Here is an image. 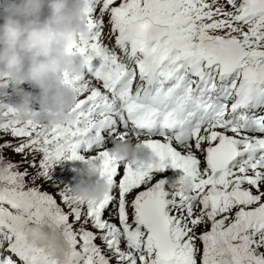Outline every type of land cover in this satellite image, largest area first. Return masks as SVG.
<instances>
[{"label": "snow or ice", "instance_id": "obj_1", "mask_svg": "<svg viewBox=\"0 0 264 264\" xmlns=\"http://www.w3.org/2000/svg\"><path fill=\"white\" fill-rule=\"evenodd\" d=\"M85 4L76 119L0 104V264H264V0ZM117 138L154 162L116 157ZM62 161L98 167L112 193L74 200Z\"/></svg>", "mask_w": 264, "mask_h": 264}, {"label": "clouds", "instance_id": "obj_2", "mask_svg": "<svg viewBox=\"0 0 264 264\" xmlns=\"http://www.w3.org/2000/svg\"><path fill=\"white\" fill-rule=\"evenodd\" d=\"M85 0H10L0 23V85L11 86L22 97L15 104L19 121L64 125L76 119L71 112L77 93L66 83L86 71L85 59L75 50L88 36ZM25 82L39 89V109L21 87ZM118 158L154 162L147 149L131 138L113 141ZM71 195L79 201H99L112 193L113 185L101 178L100 170L87 166L73 177ZM169 188L190 194L192 181L177 177Z\"/></svg>", "mask_w": 264, "mask_h": 264}, {"label": "rangeland", "instance_id": "obj_3", "mask_svg": "<svg viewBox=\"0 0 264 264\" xmlns=\"http://www.w3.org/2000/svg\"><path fill=\"white\" fill-rule=\"evenodd\" d=\"M7 155H9L11 157V159H13L14 161H20L21 160L20 156L12 155L10 152ZM63 168L64 167L55 166V168L53 170V177H54V179L56 181H58L62 185L64 184V186L72 187V185H73V177L75 175H73V174H65L64 171L62 170ZM166 175H168V173H166ZM66 176L70 177L68 181H65V177ZM43 189L47 190V191H50V192H54L55 191L54 189L49 188V186L47 184L43 185ZM57 199H59V197H57ZM203 230H204L203 228L199 229V231H203Z\"/></svg>", "mask_w": 264, "mask_h": 264}, {"label": "bare ground", "instance_id": "obj_4", "mask_svg": "<svg viewBox=\"0 0 264 264\" xmlns=\"http://www.w3.org/2000/svg\"><path fill=\"white\" fill-rule=\"evenodd\" d=\"M6 14V12L3 14V16ZM105 43H109L108 41H105ZM24 90H25V92L30 96V98H31V101H32V99L34 98V95H35V93L33 94V92H34V86H31V85H26V88L25 87H22ZM15 92V91H14ZM1 96H4V97H6V98H8L9 100H13V97H17V96H19L16 92L13 94V88L11 87V89L10 90H8L7 92H4V93H2V95ZM21 97V96H20ZM34 107V109H36V110H38L39 109V105H34L33 106ZM169 173V172H168ZM166 175V174H165ZM64 185V184H63Z\"/></svg>", "mask_w": 264, "mask_h": 264}]
</instances>
